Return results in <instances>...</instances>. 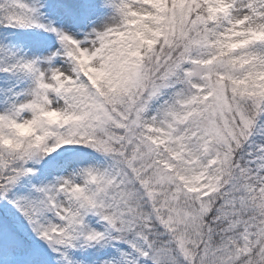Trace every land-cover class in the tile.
Returning <instances> with one entry per match:
<instances>
[{"label": "snow or ice", "instance_id": "6c2138e0", "mask_svg": "<svg viewBox=\"0 0 264 264\" xmlns=\"http://www.w3.org/2000/svg\"><path fill=\"white\" fill-rule=\"evenodd\" d=\"M0 264H264V0H0Z\"/></svg>", "mask_w": 264, "mask_h": 264}]
</instances>
